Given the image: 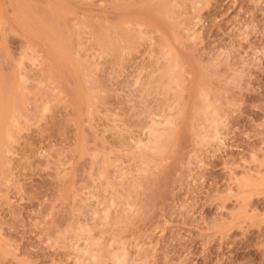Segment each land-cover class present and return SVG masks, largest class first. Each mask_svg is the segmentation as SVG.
Instances as JSON below:
<instances>
[{"label":"rangeland","instance_id":"374dc122","mask_svg":"<svg viewBox=\"0 0 264 264\" xmlns=\"http://www.w3.org/2000/svg\"><path fill=\"white\" fill-rule=\"evenodd\" d=\"M0 116V264H264V0H0Z\"/></svg>","mask_w":264,"mask_h":264},{"label":"bare ground","instance_id":"6f19581e","mask_svg":"<svg viewBox=\"0 0 264 264\" xmlns=\"http://www.w3.org/2000/svg\"><path fill=\"white\" fill-rule=\"evenodd\" d=\"M3 100H4V99H3ZM4 103H5V102H4ZM4 105H5L4 108H6V104H4ZM1 106H2V105H1ZM7 108H8V107H7ZM1 111H2V110H1ZM6 111H7V110H5V112H6ZM8 111H9V110H8ZM5 112H4V113H5ZM4 113H2V114H4ZM2 114H1V115H2ZM2 116H3V115H2ZM0 117H1V116H0ZM3 117H4V116H3ZM1 119H2V117H1ZM3 120H4V118H3ZM4 122H5V121H4ZM1 123H2V122H1ZM2 125H3V124H2ZM0 126H1V124H0ZM2 127H3V126H2ZM3 128H4V127H3ZM0 134H1V133H0ZM0 140H1V137H0Z\"/></svg>","mask_w":264,"mask_h":264}]
</instances>
